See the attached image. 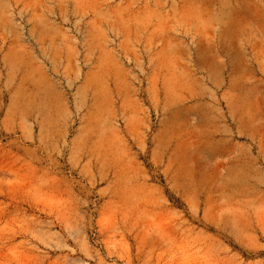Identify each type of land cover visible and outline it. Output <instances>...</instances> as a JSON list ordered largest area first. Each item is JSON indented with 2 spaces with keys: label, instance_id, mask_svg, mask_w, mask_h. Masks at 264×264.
<instances>
[{
  "label": "rangeland",
  "instance_id": "rangeland-1",
  "mask_svg": "<svg viewBox=\"0 0 264 264\" xmlns=\"http://www.w3.org/2000/svg\"><path fill=\"white\" fill-rule=\"evenodd\" d=\"M0 264H264V0H0Z\"/></svg>",
  "mask_w": 264,
  "mask_h": 264
}]
</instances>
